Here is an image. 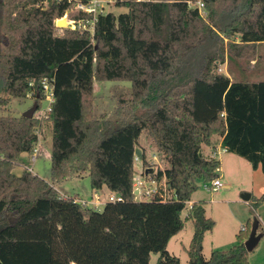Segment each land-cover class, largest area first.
Returning a JSON list of instances; mask_svg holds the SVG:
<instances>
[{
	"label": "trees",
	"instance_id": "16d2710c",
	"mask_svg": "<svg viewBox=\"0 0 264 264\" xmlns=\"http://www.w3.org/2000/svg\"><path fill=\"white\" fill-rule=\"evenodd\" d=\"M89 1L0 0V109L31 98L40 110L44 80L55 96L47 116L53 184L28 169L14 173L22 155L34 153L42 122L0 115V264H150L152 255L160 256L156 264H181L168 245L187 221L194 225L188 264H249L250 234L206 259L205 235L216 224L202 203L185 219L183 212L200 184L220 177V161L203 153L217 136L264 175V82L218 73L264 43V0H202L206 16L189 8L199 0H118L128 12L98 16L93 35L59 34L56 21L67 13L70 21L93 18L75 10ZM236 36L239 44L225 46ZM95 81L131 83L115 120L96 115ZM144 133L168 164L150 176L165 180L167 201L160 192L136 198ZM84 176L94 192L107 188L120 201L99 212L55 188ZM262 205L264 194L250 202L253 210Z\"/></svg>",
	"mask_w": 264,
	"mask_h": 264
},
{
	"label": "rangeland",
	"instance_id": "374dc122",
	"mask_svg": "<svg viewBox=\"0 0 264 264\" xmlns=\"http://www.w3.org/2000/svg\"><path fill=\"white\" fill-rule=\"evenodd\" d=\"M52 0H47L45 5ZM192 3V2H191ZM189 8H193L189 4ZM107 13L120 15L127 13L128 9L117 7L116 4H111L106 8ZM205 13V12H204ZM203 13V14H204ZM206 16V13H205ZM68 21H70L68 19ZM59 34L63 35V31L57 29ZM69 30V29H66ZM229 42H236L239 44L238 36L233 40H226L225 46ZM218 73L224 74L232 81H248L252 83L264 82V43L256 46L255 52L251 57L238 61L237 63L226 62L219 66ZM95 112L97 116L105 114L108 119L115 120V109L117 107L118 98L131 91L132 85L129 82H98L95 81ZM35 104V100L28 98L25 100L12 99L6 110L0 109V115H11L15 117L23 116ZM49 101L44 99L41 101V109L37 110L34 117L42 122L41 128L38 130V143L40 153L37 161L34 163L28 154L22 155L18 167L14 170L17 176H21L24 169H32L33 174L51 182V148H52V125L48 121V117L44 114L47 110ZM39 109V107H38ZM214 146H204L203 153L210 157V152L215 150L220 142L219 136L214 138ZM141 153L146 154L147 166L144 167L143 160L137 158L135 161L136 178H141L146 183L141 190L142 195H136L138 201L147 199L145 193L157 186L161 195L165 200H169L173 193H170L165 186V180L156 183L153 181L151 175H156L159 170H165L168 167L165 156L157 151L152 145L150 139L144 134L140 138L139 148ZM143 156V155H142ZM235 158L239 160L240 164L235 162ZM222 183L223 187L217 192H210L204 189V184H200L198 191L192 196V200L202 203L206 209L207 217L215 222L213 232L208 233L205 238V246L203 255L209 259L211 253L216 250L225 251L237 244L235 235H239L242 227L246 228L244 235L250 234L254 220L261 221L264 225V205L253 210L250 202L243 201V196L248 193L249 186H256V192L259 189H264V175L261 172H255L251 165L244 159L235 157L234 155H223L222 157ZM148 172V174H146ZM156 185V186H155ZM258 187V189H257ZM56 190L65 198H75L79 202H84L86 205H91L95 199V192L91 187V181L88 176L82 178H75L56 184ZM105 193H101L102 205L99 212L104 210V204L110 202L111 192L105 188ZM255 192V193H256ZM256 195V194H255ZM86 201V202H85ZM191 204H188L187 209L183 212V219L187 218ZM194 235V225L191 221H187L184 230L173 239L169 246L168 252L180 259L181 264H188L189 258L187 249L192 241ZM159 255H152L150 264H156ZM259 262V263H258ZM264 262V237L260 241L258 247L249 254V263L261 264ZM264 264V263H262Z\"/></svg>",
	"mask_w": 264,
	"mask_h": 264
},
{
	"label": "built area",
	"instance_id": "2783aa9c",
	"mask_svg": "<svg viewBox=\"0 0 264 264\" xmlns=\"http://www.w3.org/2000/svg\"><path fill=\"white\" fill-rule=\"evenodd\" d=\"M141 1V0H139ZM118 2V0H90L88 3H80L78 2L75 6V10L79 11V12H83L89 16H92L93 18L91 20L88 21H82V22H77V21H69V29L70 30H78V31H89L92 35L94 34V27H95V23L97 20V17L100 15H105L108 14L106 8L109 7L111 4H116ZM188 4H190L191 7L193 8H198L200 12H204V3L202 0H199L196 3H191L189 2ZM42 86H43V91L45 93V99H47L49 101V106L47 108V110H44L45 112V116L47 117L48 114L51 112V107L52 104L55 101V96H54V86L53 83H50L47 80H44L42 82ZM222 152H226V150L222 149L220 150ZM39 153H40V148L39 145L36 146L34 153L30 156L32 161L35 163L39 157ZM218 151L215 152L212 155V158L214 159H218L219 156ZM30 172L33 173V170L30 168L28 169ZM146 183L143 182L141 180V178H135V189L136 191L139 192L138 195H142V189L145 187ZM156 186V185H155ZM223 187V183L220 179V177L216 180H214L213 182L209 183V184H204V189L206 191H210V192H217L219 189H221ZM156 194H159V190L156 187H154L151 190H147L145 193V196L147 199L144 200H151L153 196H155ZM161 197L165 200V198L161 195ZM110 201L115 202V201H120L119 198H115V197H111ZM83 204H86L83 202ZM244 231V229H243Z\"/></svg>",
	"mask_w": 264,
	"mask_h": 264
},
{
	"label": "water",
	"instance_id": "95a60500",
	"mask_svg": "<svg viewBox=\"0 0 264 264\" xmlns=\"http://www.w3.org/2000/svg\"><path fill=\"white\" fill-rule=\"evenodd\" d=\"M69 15L68 13L62 18L56 21V28L60 29V30H66L69 29ZM38 110V104L35 103L33 105V107L23 115V117L27 118V119H32L34 117V114L36 113V111ZM136 156L137 158H139L140 160L143 158L141 150L140 149H136ZM148 174V172L146 173ZM139 192L136 191L135 195H138ZM250 199V195L249 194H245L243 196V201L248 202ZM259 221L257 219L254 220V223L252 225V229H251V233L247 239V241L245 242V248L247 250L248 253H252L259 245L261 239L263 238V234H258V229H259Z\"/></svg>",
	"mask_w": 264,
	"mask_h": 264
},
{
	"label": "crops",
	"instance_id": "0c3cea01",
	"mask_svg": "<svg viewBox=\"0 0 264 264\" xmlns=\"http://www.w3.org/2000/svg\"><path fill=\"white\" fill-rule=\"evenodd\" d=\"M221 150V145H220V143L218 144V146H217V148L215 149V150H212L209 154H210V156L212 157V155L215 153V152H217L218 151V153L219 152H221L220 151ZM223 155H234V154H229V153H227V152H222V153H219V156H218V160L220 161V163H221V161H222V157H223ZM235 157H238V156H236V155H234ZM238 158H240V157H238ZM242 159V158H241ZM246 161V160H245ZM235 162L237 163V164H240V162H239V160H237V158H235ZM221 166H222V164H221ZM256 173L257 172H261V170L260 169H258V170H256L255 171ZM221 173H222V167L220 168V170H219V175H220V179H221V181L223 180V177H222V175H221ZM262 173V172H261ZM105 189V188H104ZM104 189H102L101 191H99V192H95V199L92 201V202H88V203H90L91 205H97V207H92L94 210H96V211H99V208L101 207V205H102V200H101V193H105V190ZM257 189H258V187H257ZM245 190H247V192L248 193H246V194H249L250 195V199H249V201L248 202H250L251 200H252V198H259V197H261L263 194H264V189H259L260 191H257L256 192V186H249L247 189H245ZM256 192V193H255ZM256 194V195H255ZM112 196H114V197H116L114 194H112L111 193V196H110V198L112 197ZM86 202V201H85ZM244 202H246V201H244ZM248 202H246V203H248ZM199 202H195V201H191L190 202V204H191V206L193 205V204H198ZM104 206H105V204H104ZM260 223V226H261V229H262V231L264 232V225L262 224V222L260 221L259 222ZM243 229H244V233L246 232V228L245 227H242V229H241V232H243ZM213 232V231H212ZM263 234L264 235V233H262V232H259L258 231V234ZM180 234V233H179ZM178 234V235H179ZM208 234V233H207ZM206 234V235H207ZM177 235V236H178ZM206 235H205V238H206ZM177 236H175L173 239H175ZM236 236L237 235H235V238H236ZM264 237V236H263ZM172 239V240H173ZM263 239V238H262ZM261 239V240H262ZM171 240V241H172ZM170 241V242H171ZM170 244V243H169ZM169 246V245H168ZM204 246H205V239H204ZM253 253V252H252ZM251 254V253H250ZM259 263V262H258ZM262 263H264V262H262ZM261 263V264H262ZM249 264H251V263H249Z\"/></svg>",
	"mask_w": 264,
	"mask_h": 264
}]
</instances>
